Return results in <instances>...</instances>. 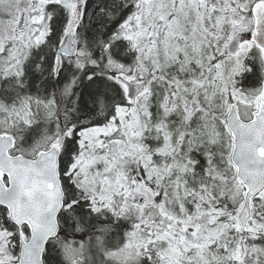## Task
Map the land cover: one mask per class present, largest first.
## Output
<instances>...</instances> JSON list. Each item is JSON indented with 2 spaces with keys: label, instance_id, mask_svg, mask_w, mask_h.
Instances as JSON below:
<instances>
[{
  "label": "trees",
  "instance_id": "obj_1",
  "mask_svg": "<svg viewBox=\"0 0 264 264\" xmlns=\"http://www.w3.org/2000/svg\"><path fill=\"white\" fill-rule=\"evenodd\" d=\"M19 1L22 0H0L1 7L8 10L16 5L18 9L14 17H3L2 25L11 26L16 21L15 17L25 19L30 6H21L17 3ZM27 1L32 7L40 5L42 11L48 14L49 33L42 45L34 46L24 35L17 37L18 32L14 29L0 53V134L11 135L15 140L11 154L25 158H34L59 138L64 139L59 160L64 208L58 216L59 232L55 240L60 247L55 246L54 242L47 245L44 264H107L102 254L113 248L111 244H104L107 237L117 235L123 246L127 245L128 237L135 233L147 237L148 233L142 231L145 223L152 218L148 211H143L139 220L134 217L133 209L114 206L111 213L94 212L89 196L76 186L67 173L80 152V133L83 130L106 125L117 108L134 107L125 99L121 76L124 69L133 67L137 59L124 40L121 26L126 16L132 15L135 9H132V0H85L76 26L78 55L74 60L62 59L57 68L56 49L70 22V8L67 4L42 5L33 0ZM255 1L258 0H251V3ZM243 14L245 21H250L249 8ZM243 38H249V34H243ZM248 57L235 85L243 95L258 91L264 81V63L260 55L252 48ZM146 86L151 94L148 126L153 134L161 136L156 140L148 137L144 141L147 152L155 159L162 150L166 152L171 170L176 165L183 166L184 161L183 181L187 185H191V181L197 177L203 178L202 183L211 181L217 184V192L212 191L209 197L205 190H196L200 205L196 211L198 219L194 216L191 221L193 227L199 225L196 228L209 236L206 243L212 250H216L218 243L227 238L226 256L222 244L216 253L225 256V264H264V193L256 198L260 206H253L252 221L245 236H242L235 220L241 205L242 189L229 163V148L219 153L217 148H221V144L213 147L205 145L206 149L202 151L198 149L196 138H193L192 147L185 151V158L181 160L189 126L177 128L180 115L183 116L180 102L171 101L165 93L164 83L160 87L153 84ZM230 104L233 101L229 98L225 107ZM194 117L198 118V115ZM222 120L223 115L217 114L215 122L220 124L221 136L230 142ZM163 138L168 140L165 145H162ZM137 160L138 157L128 158L121 168L123 184L131 191L140 185L146 186L143 172L137 168ZM200 185L192 186L198 188ZM160 196L153 199L157 205L164 201ZM124 197L128 195H122ZM0 221L5 233H10L16 244L12 254L17 258L20 232L8 222L3 209H0ZM172 225L181 227L179 223ZM190 226L183 225V230ZM23 233L27 235L26 229H23ZM161 234L162 231H157L156 236ZM87 240L97 245L100 254L92 255L90 251L95 253V248L90 250L88 247L86 256L89 259L84 254L83 259L73 258L70 254V250H74L71 249L73 245H86ZM241 252L243 259L239 263L237 256ZM134 264H164V260L158 253L140 249Z\"/></svg>",
  "mask_w": 264,
  "mask_h": 264
},
{
  "label": "rangeland",
  "instance_id": "obj_2",
  "mask_svg": "<svg viewBox=\"0 0 264 264\" xmlns=\"http://www.w3.org/2000/svg\"><path fill=\"white\" fill-rule=\"evenodd\" d=\"M138 1L141 2L138 4ZM60 2L70 8L69 25L74 24L78 0ZM17 3L30 8L24 20L15 17L11 26L2 25L1 19L10 15L14 17L17 6L8 10L0 6V53L14 29L18 32L17 37L24 35L34 46L42 45L49 33V16L40 5L32 7L27 0ZM132 3L135 12L123 22L121 31L137 60L133 67L125 68L121 76L124 92V82L156 87L166 84L165 93L173 103L180 102V112L183 113L177 128L187 125V132L192 135L202 124L205 139L201 140L206 146L221 144V148L217 146L219 153L228 149L229 142L221 136L220 124L215 122L217 114L224 118L226 102L230 98L240 115L249 119L255 113L257 101L264 98L260 89L243 95L235 88L236 78L244 69V60L249 59L248 52L253 48L249 38H243L236 56L229 57L225 53L235 34L249 32L250 23L245 21L243 13L248 10L251 0H134ZM150 102V89L147 88L134 107L117 108L106 125L83 130L80 152L68 169L67 175L89 196L94 212L111 213L114 206L133 209L134 217L139 220L143 211H148L152 218L142 231L148 236L130 235L126 247L117 235H109L104 244H111L113 248L107 249L102 259L107 264H134L142 249L158 253L164 264H225L227 238L220 239L225 253L221 257L216 254L221 244L218 243L216 250L208 248L209 236L197 229L199 225L193 227L191 222L194 216L198 219L196 211L200 198L196 190H205L209 197L212 191L217 192V184L205 182L198 188L187 185L183 181L184 161L183 166L176 165L171 170L166 152L162 150L156 159L147 152L144 141L148 137L152 140L161 137L153 134L148 126ZM167 142V138H163L162 145ZM132 157H138L137 168L143 172L146 183L134 191L124 186L121 173L123 161ZM184 158L185 154L181 160ZM160 194L164 201L157 205L153 199ZM122 195L128 197L122 198ZM253 206L259 207L260 202H254ZM172 223H179L181 227ZM188 224L191 226L183 230V225ZM157 231L162 234L156 236ZM54 244L60 246L59 242ZM12 247L7 238L3 242L0 231V264H11L9 252ZM88 247L90 250L95 248V253L90 251L92 255L100 251L95 243L87 240L86 245H73L71 249L75 252L70 250V254L73 258L83 259V254L86 256L89 252ZM85 258L89 259L88 256Z\"/></svg>",
  "mask_w": 264,
  "mask_h": 264
},
{
  "label": "water",
  "instance_id": "obj_3",
  "mask_svg": "<svg viewBox=\"0 0 264 264\" xmlns=\"http://www.w3.org/2000/svg\"><path fill=\"white\" fill-rule=\"evenodd\" d=\"M53 4L56 0H37ZM253 29L250 41L264 61V1L251 7ZM240 36L236 35L227 48V55L237 54ZM77 41L74 27L65 32L56 52L57 61L63 56L75 57ZM264 90V83H263ZM126 99L134 102L145 90L143 85L125 84ZM257 112L249 121H243L237 107H229L225 118L226 128L232 140L230 163L243 188L242 205L237 223L242 234L251 220L253 200L264 191V100L257 103ZM61 141V140H60ZM14 139L0 134V207L18 229L25 227L29 238L22 241L18 264H43L47 243L58 234L57 218L63 208L64 194L59 175L60 144L38 153L35 159L11 156Z\"/></svg>",
  "mask_w": 264,
  "mask_h": 264
},
{
  "label": "bare ground",
  "instance_id": "obj_4",
  "mask_svg": "<svg viewBox=\"0 0 264 264\" xmlns=\"http://www.w3.org/2000/svg\"><path fill=\"white\" fill-rule=\"evenodd\" d=\"M132 1H134V0H132ZM131 1V2H132ZM134 3H132L131 5H132V9L134 8V5H133ZM130 16V14L128 15V16H126V18L124 19V21L128 18ZM123 21V22H124ZM102 126H104V125H102ZM196 133H193L192 135H191V133H189V134H187V138H186V140L183 142V154H185V151L188 149V148H190V147H192V142H191V139H193V138H196V140L198 141V149H200V150H204V149H206V146H205V144L204 143H201L202 142V137H203V129H202V126L201 125H199L198 127H196ZM195 135V136H194ZM201 141V142H200ZM202 180H203V178L202 179H199V177H197L195 180L193 179L192 181H191V185H193V186H197V185H199V184H202ZM60 247V246H59ZM60 251V250H59Z\"/></svg>",
  "mask_w": 264,
  "mask_h": 264
},
{
  "label": "flooded vegetation",
  "instance_id": "obj_5",
  "mask_svg": "<svg viewBox=\"0 0 264 264\" xmlns=\"http://www.w3.org/2000/svg\"><path fill=\"white\" fill-rule=\"evenodd\" d=\"M83 2V1H82ZM79 4L81 5V3L79 2ZM78 15H80V13H78Z\"/></svg>",
  "mask_w": 264,
  "mask_h": 264
}]
</instances>
